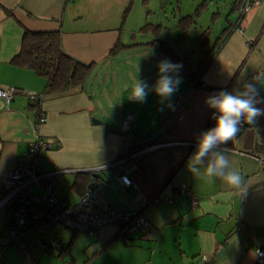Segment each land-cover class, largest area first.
<instances>
[{
  "label": "crops",
  "instance_id": "0c3cea01",
  "mask_svg": "<svg viewBox=\"0 0 264 264\" xmlns=\"http://www.w3.org/2000/svg\"><path fill=\"white\" fill-rule=\"evenodd\" d=\"M129 3L0 0V87L16 89L9 103L0 98V180L24 162L36 132L57 141L40 155L38 166L41 172H55L49 182L62 202L76 203L89 180L82 178V171L62 170L106 164L124 143H133L132 149L151 147L136 158L135 186H123L112 169L97 172L99 187L93 202L100 210L140 211L151 230L140 228L130 234L129 244L114 239L119 228L115 224L101 227L86 242L71 231L66 244L60 239L59 258L73 264H256L255 248L264 247V144L257 142L252 127L246 125L235 140L221 145L231 149L232 164L244 177L239 189H231L219 179L209 184L193 177L187 162L211 116L206 98L222 89L238 88L242 80L264 71V0L243 15L241 32L236 27L235 0L227 5L228 11L214 12L217 21L212 45L218 38L220 42L201 81L220 90L188 89L190 81L181 77L176 93H184L182 106H178L176 93L164 103L151 91L143 103L129 99L137 77L151 86L157 79V63L164 58L171 60L155 44L156 39H162L154 31H141L144 37L137 40L144 24H159L149 22L143 11L134 21L131 5L124 18ZM141 3L147 8L149 0ZM24 29L59 30L62 50L91 65L83 83L64 92H45L47 78L12 62L20 50ZM257 88V98L264 101V81ZM32 94L40 95L45 115L37 130ZM257 106L264 108V103ZM127 113L133 115V121L123 133L122 120ZM257 126L264 130V116L258 118ZM182 185L198 197L197 206L192 207L186 194L172 203L163 200ZM156 196L161 201L153 202ZM4 230L0 234H5ZM23 232L15 237L20 240L26 234ZM22 245L27 242L0 245V264H61L53 257L55 253L39 250L38 256H27Z\"/></svg>",
  "mask_w": 264,
  "mask_h": 264
},
{
  "label": "built area",
  "instance_id": "2783aa9c",
  "mask_svg": "<svg viewBox=\"0 0 264 264\" xmlns=\"http://www.w3.org/2000/svg\"><path fill=\"white\" fill-rule=\"evenodd\" d=\"M261 0H237L238 18L236 27L242 31L241 22L243 15L253 7L259 5ZM240 25V26H239ZM239 26V27H238ZM15 87H0V98L9 103L14 94ZM178 94V106L183 105L184 93ZM41 97L37 94L30 96V103L35 107L36 130L44 122L45 115L40 109ZM133 115L127 113L122 120L121 132L125 133L130 129ZM56 139L47 138L36 132L35 138L27 147L24 162L18 164L7 175L0 180V208H5L11 216V221L7 225V233L0 234V245L9 246L12 238L26 230H39L41 228L58 226L72 231L73 233L95 234L101 227L115 224L118 232L116 238L129 244L130 234L140 228L151 230L150 223L142 216L140 211H120L112 207L100 210L94 208V200L98 193V183L95 174L104 169H112L113 175L125 186H135L133 173L136 168V158L141 153L151 147L132 149L133 143H124L120 146L116 157L106 163L92 169H66L62 171H82L90 172L88 186L76 203L62 202L53 194V185L49 182V177L55 172H41L38 166L40 155L50 149L56 143ZM254 157V156H253ZM255 159H258L254 157ZM264 164V161H261ZM39 188L40 192L35 189ZM181 194L189 197L192 207L197 206L198 197L185 185L172 193L170 197H164V201L169 203ZM153 202L161 201L158 196L152 199ZM62 244L57 237L48 243L51 249H57ZM261 255H256V264H264V247L258 246ZM203 261L207 258L200 256ZM64 264H73L71 260H65Z\"/></svg>",
  "mask_w": 264,
  "mask_h": 264
},
{
  "label": "clouds",
  "instance_id": "9594fccd",
  "mask_svg": "<svg viewBox=\"0 0 264 264\" xmlns=\"http://www.w3.org/2000/svg\"><path fill=\"white\" fill-rule=\"evenodd\" d=\"M181 63L172 62L168 58L160 60L157 65V79L153 85L136 78L128 95L130 100L143 103L149 92H154L161 103L171 100L182 83ZM264 81V71L256 72L250 80H242L240 86L233 90L222 89L209 95L205 105L211 110L210 118L213 126L199 133L196 148L187 162L188 171L193 177L202 179L209 184L221 180L231 189H239L244 184V177L232 164L228 153L231 149L221 147L235 140L245 125L251 126L258 143L264 144V130L257 126L258 118L264 116V108L257 105L264 103L259 95L257 84ZM168 107H172L170 103ZM187 220V218L185 219ZM256 255H261L256 250Z\"/></svg>",
  "mask_w": 264,
  "mask_h": 264
},
{
  "label": "trees",
  "instance_id": "16d2710c",
  "mask_svg": "<svg viewBox=\"0 0 264 264\" xmlns=\"http://www.w3.org/2000/svg\"><path fill=\"white\" fill-rule=\"evenodd\" d=\"M132 0L124 11L123 17L127 14ZM235 6L239 7L237 0H235ZM199 10H197L198 12ZM196 11L193 14L185 15L179 18L181 28L187 31L188 24L192 23L195 17L198 15ZM10 14V13H9ZM195 15V17H194ZM160 25H152L146 23L142 26L140 31L152 30ZM230 25L223 30H229ZM155 32V31H154ZM156 35L159 33L155 32ZM211 28L207 27L197 38L196 42L201 50V59L197 64L195 70L192 69L190 60L191 52H188L185 56H178L172 48L164 41L155 42V44L167 53L172 62L181 63L183 68L181 73L190 81L189 88H202L209 91H218L219 88L207 86L201 81V77L205 69L209 66L215 53L218 50L220 39L218 38L209 50H205L210 44ZM116 51V47L112 49V53ZM12 62L17 65L28 67L33 69L37 74L47 78V85L45 92H64L69 89L80 86L86 76L90 72L91 65L82 63L62 50L61 46V32L56 31H32L29 29L23 30L21 47L17 55L13 58ZM214 121L209 118L204 125V128L213 126ZM246 126V125H245ZM244 126V127H245ZM243 130V129H242ZM91 173L83 172L82 178L89 179ZM96 178L98 176L95 174ZM89 181V180H88ZM88 186V184H87ZM99 187V185H98ZM116 238V235L114 239ZM117 239V238H116ZM107 245V244H105ZM104 245V246H105ZM68 249V246L67 248Z\"/></svg>",
  "mask_w": 264,
  "mask_h": 264
},
{
  "label": "rangeland",
  "instance_id": "374dc122",
  "mask_svg": "<svg viewBox=\"0 0 264 264\" xmlns=\"http://www.w3.org/2000/svg\"><path fill=\"white\" fill-rule=\"evenodd\" d=\"M231 1L232 0H149V5L147 8H145L141 3L142 0H133L131 4V15L134 21H138V17H140L141 11L146 13V15H149V22L160 25V28L159 26H157L154 31L159 33V38H161L162 41L167 42V44L175 51L176 54L183 56L184 54L191 52L190 63L192 69L195 70L197 68L198 62L202 57L201 50L199 49V46L196 42V38L207 27H210V44L206 47L205 50L210 49L213 41L215 40V34H213V32H215L216 30L217 21L213 18V14L214 12L218 11H228L227 5H229ZM197 10L199 11L197 12ZM195 11L198 13V15L196 17L194 15V21L188 24L187 31L184 32V29H182L180 26V24L182 23L179 22V18L181 16L184 17L185 15L193 14ZM142 35V32L138 31V41H142L144 37ZM181 77L187 80L186 77ZM62 186L65 190L68 189L64 183H62ZM10 221L11 216L9 212H7L5 209H2L0 211V231L5 229L4 231L6 234V225ZM23 233H26L23 238L18 240L17 237H15L12 238L11 241H17L19 245L22 244V241H26L27 245H22V249L25 251L27 256H35L36 254L38 256L39 250H41L42 253L48 255L55 253L53 257H58L57 259L60 261V263L64 264L63 260L58 256V249L51 250V248L48 247V243H50L51 240L57 236L59 239H62L64 244H66L70 236L72 235L71 231L58 226L52 229L49 227L39 230H26ZM76 236H78V238L83 242H86L88 238H93L91 237L93 235H89L86 233H78L76 234ZM43 240L46 242V244L43 243ZM43 262L47 263V261Z\"/></svg>",
  "mask_w": 264,
  "mask_h": 264
}]
</instances>
